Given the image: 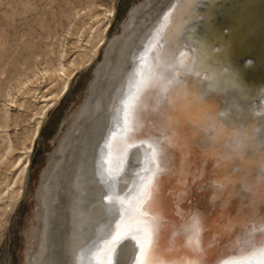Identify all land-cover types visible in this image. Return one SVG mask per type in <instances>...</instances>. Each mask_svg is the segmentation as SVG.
I'll list each match as a JSON object with an SVG mask.
<instances>
[{"label":"bare ground","instance_id":"1","mask_svg":"<svg viewBox=\"0 0 264 264\" xmlns=\"http://www.w3.org/2000/svg\"><path fill=\"white\" fill-rule=\"evenodd\" d=\"M200 1H205L206 7L202 5L199 13L203 12V14L199 16L205 17L206 14L211 12V10L209 11L207 9L215 0H197L196 4H192L190 0H141V2L126 13L123 21L119 25V33L112 36L108 41L105 35L110 28L107 26L111 22L114 8H108L104 0H100L101 3L99 2V4H96L95 0H90L89 8L91 11L97 12L90 17V20H92V27L84 32V37H87L85 44L76 47L80 49L78 52H81V55L67 63L66 53L63 52L59 54V65L57 68L40 71L43 79L49 82L51 81L49 83L51 84L50 88L44 91V93H41V91L39 92V89L32 90L26 88L21 94L22 96L31 94L29 101L26 103L14 100L13 94H7V97L10 99H7L6 102L9 104H4L3 106L19 110L16 114H10L9 111L11 110L4 109V112L0 115V139L4 147V153L0 157V164L4 165V162L8 160V156L13 155L17 150L15 155L18 154L19 156L11 166L16 177L8 185L6 182L5 190L0 191V216L2 218L8 216V211L14 208L18 200L17 198H21L23 195L24 181L29 170L28 166H30L32 147L40 134L43 120L57 102L69 92L75 72L77 74L84 68L92 66L97 54L102 51L101 60L95 65L91 72L83 99L79 106L68 116L64 124L65 129L62 130L61 136L57 139L55 144L54 151L49 155L46 166L39 174L38 185L33 196V218L37 220V223H35L36 228L33 225L31 239L27 238L31 241V244H29V248L24 254L25 264H42L39 262L38 256L36 255V253H39L42 245L46 253V264H51L52 261L60 262L57 248L58 239H63L64 243L67 236L66 232H68L70 226V213L69 204L66 209V203L68 200L74 198L78 200L76 203L77 251L79 252L80 264H96V260L93 258L95 252L97 249L104 246L105 240L111 239L110 233H114V225L110 223L113 213L109 212V206L102 202L101 187L98 184L95 186L96 191L94 195L89 197L82 191L81 186L80 189L75 192L70 187V180L74 176L75 179H81V183L84 184L92 179L94 172L97 178L99 177L101 171L100 166L107 154V149L102 146L106 138L108 139L110 137V133L117 130V124L120 123L118 120L123 114L120 111L122 101L127 98L130 92H134V87L136 86V77L134 73L139 65V57L144 54L141 53V51H143V49L146 50L150 43L155 42L153 37H156L158 34L163 35L167 33L168 28L172 27L171 17L169 21H165L164 19L165 15L170 11L172 12V16L177 18V25L183 23V31L186 30L188 24H191L194 18L188 15L187 12L181 16H177L174 9L179 8L182 2L188 8L194 7L196 9ZM104 23H106V25H104ZM101 35L102 38L100 43H95L96 39ZM144 46L145 48H143ZM194 50H199L200 54L205 58L207 57L205 51L200 47L192 48V52H190L191 50H184L183 52L186 57H192L196 54ZM151 56L152 54L149 55L147 61L148 65L152 63ZM78 58L79 60H77ZM177 59L179 60V56H177ZM147 70L146 68L145 71L147 72ZM207 71L209 75L215 73L212 68H208ZM34 76L36 77L37 75L34 74ZM36 80H38L37 77ZM26 81L31 82L29 78H27ZM50 90H53V92L47 94ZM218 105L228 109L226 104L219 103ZM146 109L145 116L147 117L154 109V102L146 101ZM22 112H30V116L23 118L21 116ZM228 118L229 124L234 123L229 116ZM223 119L225 118L218 117L215 123L213 121L210 122L206 115L195 109L190 111L187 116V122L190 124L202 126L206 130L213 129L215 134L219 137L229 135L231 132L230 128L227 132H222L219 129L218 123ZM98 123L100 125V131L94 136L93 142L95 143L93 144V153H91V140L86 138V132ZM141 123L148 127L151 126V120L147 118L142 120ZM10 124L17 129L16 131H20L18 127L22 124H27V126L30 124L32 126L34 124L30 135L25 136L24 134L25 138L20 144V149L15 148V141H13L11 135L8 133L10 131ZM259 127L260 124L257 122H250L248 132L252 135H259ZM142 131L143 129L141 132ZM141 132H138L137 135H141ZM195 142L203 143L208 148L215 145L211 144V142L207 143L205 140L202 142L197 135ZM215 146L217 148V145ZM82 147H84L85 150L83 154L77 157V151ZM87 147H89L88 153H86ZM221 151L222 153L217 151L215 155H205L204 152L197 148L185 157L183 166L180 163V153L176 151L174 170L176 173H179L178 168H180L181 173L187 172L189 175L192 174L195 179L205 178L213 181L212 187L217 189L215 194L219 196L225 197L227 192L231 193V189H234L233 191H241L243 185H231L225 179L228 175L231 163L226 159L228 156V149L221 148ZM129 153L130 165L126 168V172L128 173L130 182L131 179L135 178L133 172L142 167L143 150L141 148H132L129 150ZM249 155L252 154L250 153ZM216 156H222L224 158L218 161ZM76 163L78 165V171L75 169ZM103 167L106 168L107 165ZM253 167H255V165H253ZM129 169L132 170L130 171ZM87 170H89V172ZM84 171H86V175H84ZM76 172L83 173L78 175ZM256 175H258V170ZM171 176L172 174L166 177L165 182ZM221 181L223 184L218 185L217 182ZM231 186H234V188H231ZM120 187L123 188L124 185H120ZM212 192L214 193V191ZM242 195L248 197L252 194L243 191ZM163 196H165V193H163ZM233 196L235 202L240 201L242 204L249 202L248 200L241 199L240 196ZM83 209H94L96 213L93 223L96 225L95 234L97 235H95L96 239L94 244L90 246L86 243L85 238L87 234L84 236L83 226L81 225L84 221L82 215ZM238 210H234L232 215L231 213L230 215L233 217L231 220L240 223L239 217L244 213L241 211V207H239ZM176 213V211L166 206V214L163 216V220L166 223L162 224L157 235V257L160 261H163L164 264H172V262H176V264H187V262L191 260L183 249L182 243L177 240L179 238L175 236L174 230L171 229V227H167L170 219ZM2 218L0 220V228L6 223V220H2ZM228 221H230V217ZM251 223L255 222L249 221L247 224L251 225ZM260 227L261 224L258 225L256 229ZM70 231L72 234V229ZM132 234V232H129L127 237L117 246L116 252L111 254L112 264H117L118 261L120 264H136L139 248L136 241L132 239ZM247 235H249V233ZM64 260L66 261V259ZM68 264L70 263L68 262Z\"/></svg>","mask_w":264,"mask_h":264},{"label":"snow or ice","instance_id":"2","mask_svg":"<svg viewBox=\"0 0 264 264\" xmlns=\"http://www.w3.org/2000/svg\"><path fill=\"white\" fill-rule=\"evenodd\" d=\"M190 2L196 4L197 0ZM174 10L177 16L187 12L193 18L203 19L205 22L210 19L200 17L194 7L188 8L183 2ZM170 17L172 27L168 28L167 33L154 37L155 42L150 43L145 53L139 57V65L134 73L135 91L130 92L122 101V123L117 124V130L111 133L102 146L107 149V154L100 166L99 177L94 172L83 189L91 197L98 184L101 187L102 202L113 213L110 223L114 225V233H110L111 239L105 240L104 246L95 252L93 258L96 264H112L111 254L116 252L117 246L129 232L133 233L132 239L139 248L136 264H164L157 257V235L162 224L166 223L163 220L166 214L163 191L166 177L174 170L175 152L180 153V163L183 166L185 157L197 148L205 155H215L218 151L215 145L208 148L203 143L195 142L197 131L187 126L188 113L194 109L214 123L218 117L225 118L218 123L222 132L231 129L227 137L226 157L231 167L225 179L231 185H243L241 191H233L229 198L235 195L249 201L241 205L244 214L239 217V221L242 225L249 221L264 225V106H261L259 115V135L250 134L239 122L229 124L227 111L217 114V106L209 97L208 90L199 81L189 80L190 76H199L205 68L201 54L199 50H194L195 55L186 57L180 51L183 44L180 39L183 23L177 25V18L172 16L171 11L165 15V21H169ZM149 53H152L151 65L147 64ZM255 67L256 60L249 57L247 64L241 69H232V77L240 81L242 92L247 91L243 86L247 81L246 73ZM260 67L264 70V58ZM208 79L215 80L216 74ZM261 99H264V92L261 93ZM146 101L154 102V109L147 117ZM146 118L151 120L150 127L141 123ZM243 118L241 114V119ZM99 131L98 123L88 129L86 138L91 139ZM138 132L141 135H137ZM132 148L143 150V160L142 167L133 172L135 178L129 182L126 168L130 165L129 150ZM222 158L224 157L216 156L218 161ZM104 165L107 167L104 168ZM217 183L223 184L222 181ZM120 185L124 187L121 188ZM192 185L185 188L192 210L182 217V224H174L173 227L177 231L183 229L192 234H198L201 229L215 230L219 238L222 233L209 215L208 209L200 202L195 180ZM243 191L252 195L245 197L242 195ZM249 243L248 255L236 258L230 264H264V232L258 241ZM211 247L210 245L209 248ZM197 251V259L189 260L187 264H218L217 258L211 252L202 248ZM51 264L61 262L52 261Z\"/></svg>","mask_w":264,"mask_h":264},{"label":"rangeland","instance_id":"3","mask_svg":"<svg viewBox=\"0 0 264 264\" xmlns=\"http://www.w3.org/2000/svg\"><path fill=\"white\" fill-rule=\"evenodd\" d=\"M89 2L90 0H0V115L4 112V109L11 110L9 111L10 114H16L19 110L3 106L9 104L6 102L7 99H10L7 94H13L14 100L26 103L31 97V94L21 95L26 88L39 89L38 91H41V93L50 88L51 84L49 83L51 81L43 79L40 71L57 68L59 54L66 53L67 63L81 55V52H78L80 49L76 47L85 44L87 37H84V32L92 27L90 17L97 12L91 11ZM95 2L99 4L100 0H95ZM104 2L108 8H114L111 22L107 26L110 28L105 35L109 41L112 36L119 33V25L126 13L141 0H104ZM101 38L102 35L96 39L95 43H100ZM101 56L102 51L97 54L92 66L84 68L77 74L75 72L69 92L57 102L43 120L40 134L32 147L23 195L21 198H17L14 208L8 211L6 218L0 216V220L1 218L6 220V223L0 228V264H25L24 254L28 250L29 244H31V241L27 238L31 239L33 225L36 228L35 223H37V220L33 218V196L38 185L39 174L46 166L49 155L54 151L57 139L61 136L62 130L65 129L64 124L68 116L79 106L83 99L91 72L101 60ZM34 74L37 75L38 80H36ZM27 78L31 82H27ZM51 92L53 90H50L47 94ZM21 116L27 118L30 116V112H22ZM9 126L10 131L8 133L15 141V148L20 149V144L24 141L26 135H30L34 124L32 126L31 124L28 126L22 124L18 127L20 131H16L17 129L11 124ZM13 136L18 137L14 138ZM89 140H91L90 152L93 153L94 137ZM3 149L0 139V157L4 153ZM84 150V147L80 148L77 151V157L83 154ZM17 151L8 156V160L4 162V165L0 164V191L5 190L6 182L8 185L16 177L11 166L19 156L18 154L15 155ZM88 152L89 147L86 149V153ZM75 169L78 171L77 163ZM87 171L89 172V170ZM85 173L86 171H84V175H86ZM86 185V182L82 184L81 179H75L74 176L70 180V187L75 192L80 189V186L84 191ZM77 202L78 200L74 198L66 203V209L69 204L70 226L68 232H66L67 236L64 243L63 239H58L57 248L61 264L65 261L64 259H66L64 264H68V262L70 264L81 263L77 251ZM82 215L84 219L81 224L83 234L84 236L87 234L85 239L90 246L94 244L95 235H97L95 234L96 225L93 223L96 213L94 209H83ZM36 255L40 263L46 264V253L43 245Z\"/></svg>","mask_w":264,"mask_h":264},{"label":"water","instance_id":"4","mask_svg":"<svg viewBox=\"0 0 264 264\" xmlns=\"http://www.w3.org/2000/svg\"><path fill=\"white\" fill-rule=\"evenodd\" d=\"M205 4V1H200L195 11L199 13L202 5L206 7ZM207 10H211L205 15L210 17L208 22L194 18L180 37L183 42L180 51L191 50L192 52V48L200 47L207 55L205 58L201 54L205 68L201 70L200 75L190 76L189 80L199 81L201 86L208 90L209 97L217 106V114L227 111L234 123L239 122L249 130L250 122L255 121L259 124L261 106H264V99H261V93L264 92V83H262L264 70L260 67V62L264 58V0H215ZM202 14L203 12L199 13V15ZM202 45L204 47H201ZM141 53H145V49ZM249 57L256 60V67L246 73L247 81L243 86L247 91L242 92L240 81L234 79L231 73L232 69H241L246 65ZM208 68L214 69L215 80L208 79L213 76L209 75ZM135 88L136 86L134 91ZM219 103L226 104L228 109L220 107ZM122 115L118 120L120 123H122ZM187 126L196 129L197 136L202 142L205 140L207 143L217 145L219 153H222L221 148H227L228 135L219 137L213 129L206 130L202 126H194L189 122ZM178 172L173 170L172 176L164 185L163 198H165L166 206L177 212L172 216L170 225L168 224L167 227L174 230L175 236L179 238L177 240L182 243L183 249L191 260L197 259V250L201 248L211 252L217 258L218 264H230L232 260L248 255L249 241L255 242L261 238L264 225L256 229L260 225L257 222L242 225L231 220L232 212L242 205L240 201L235 202L234 196L229 198V192L225 194V197L215 194L217 189L212 187L211 180L195 179L192 174L181 173L180 168ZM193 180L198 187L200 202L208 209L209 215L222 233L219 238L215 230L201 229L198 234H192L183 229L177 231L173 227L174 224H182L184 222L182 217L192 210L185 188L193 186ZM233 190L231 189V193ZM229 217L230 221H228ZM210 245L211 248H209Z\"/></svg>","mask_w":264,"mask_h":264}]
</instances>
